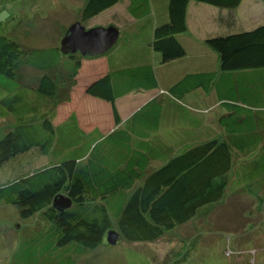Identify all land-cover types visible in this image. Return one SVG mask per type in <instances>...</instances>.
<instances>
[{
    "label": "trees",
    "instance_id": "trees-1",
    "mask_svg": "<svg viewBox=\"0 0 264 264\" xmlns=\"http://www.w3.org/2000/svg\"><path fill=\"white\" fill-rule=\"evenodd\" d=\"M192 1L231 10L243 0H167V18L155 26L146 43L159 54L162 64L187 55L181 36L187 31ZM120 2L128 4L126 12L136 20L151 15L154 5L158 11L153 13L159 16L163 6L153 0H84L79 21L84 25ZM123 34V41L131 40L125 41L127 45L144 42L138 33ZM206 44L218 52L221 74L264 70V24L209 36ZM83 60L79 53L64 56L58 46L24 48L0 36V74L15 79L21 66L33 68L40 73L37 92L43 96L53 97L60 89L70 91L77 84ZM132 61L125 67L111 62L105 74L85 87L87 96L112 105L115 127L107 133L83 131L72 113L60 124L49 115L16 123L0 138V168L33 148L53 156L49 165L0 184V204L16 206L24 219L41 214L45 220L42 228L22 242L20 248L29 256L16 264H76L78 256L106 242L114 219L120 230L118 242L120 237L132 243L156 241L166 231L191 221L202 207L221 201L226 189L233 192L264 176V145L258 141L264 130L256 128L246 87L236 85L232 94L233 88L224 91V82L215 81L218 102L228 110L217 121L221 137L201 142L182 130V141L190 144L169 147L168 132L161 131V126L171 125L166 112L176 108L166 98L150 99L122 123L116 106L119 98L158 89L151 60ZM216 73L187 74L166 94L180 101L196 89L208 92ZM237 154L244 160L237 161ZM58 195L71 199L68 209L55 208Z\"/></svg>",
    "mask_w": 264,
    "mask_h": 264
},
{
    "label": "rangeland",
    "instance_id": "rangeland-1",
    "mask_svg": "<svg viewBox=\"0 0 264 264\" xmlns=\"http://www.w3.org/2000/svg\"><path fill=\"white\" fill-rule=\"evenodd\" d=\"M248 3L247 0L240 10L236 9L237 11L233 10L234 14L230 13L227 20L229 22L233 19L230 26L218 23L217 27H213L215 35L252 30L264 24V2L259 0L257 2L261 3L259 5ZM84 4V0H0V36L15 40L24 48L60 47L69 26L80 20ZM127 5L122 2L115 9L100 14L84 26L88 27L93 23L96 26H99L97 23L110 26V23L115 21L121 27H127L133 36L138 33L141 40L149 42L153 37V27L159 18L153 12H157L158 8L153 4L155 8L151 15L136 20L128 16ZM188 11L190 12V9ZM211 14L213 13L206 10L203 20L206 19V15ZM125 35L123 34L119 42L104 55H112L114 49L118 47L128 57L147 62L151 60L153 63L148 55L149 48L146 46L136 52L131 49L133 43L127 45L123 42ZM191 46L192 44L189 45L190 52ZM210 49L215 54H207L210 64L205 68L217 70L216 83L223 81L225 84V78L219 71L220 63L217 60L219 54L211 47ZM89 59L92 58L83 60L86 64L84 69L87 71L78 72L77 84L72 86L70 91L67 88L60 89L53 97L43 96L37 92L40 73L31 67L21 66L15 79L0 74V138L16 123L38 121L49 115L53 116L56 124H60L72 113H76L80 129L85 132L100 129L101 132L107 133L112 130L115 127V120L111 103H108V106L96 105L89 101V96L85 93V87L91 83V73L94 72L93 68H90ZM169 63L171 62L162 64L160 71L178 66V63ZM182 68L177 67L176 70ZM195 68L192 66L190 70H196ZM176 81L177 77H174L172 82ZM129 83L127 82L125 86ZM160 83L161 88L167 84L164 79H160ZM67 94L69 99L64 98ZM217 95L218 89L215 95L208 98L209 104H205L204 107L215 105L218 102ZM163 96L174 107L177 104L182 108H188V110L183 108L185 117L188 115L187 111L197 108L194 102L199 100L195 99L193 94L184 97L180 103L175 102L167 94ZM123 101H120L117 109L125 116L128 109H124L126 103L122 105ZM204 101L207 102V99ZM216 107L213 111L217 114L219 108ZM219 107L222 110V107ZM213 111L209 112L206 119L207 125L215 128L216 115ZM168 113L174 116L173 109H168ZM217 135L222 136L221 133ZM166 141L169 147H173V142L167 138ZM52 161L51 153L45 154L33 148L0 168V184L12 181L23 174H30ZM241 161L239 159V162ZM43 225L45 220L41 214L24 219L16 206L0 204V264H16L17 261L27 259L29 254L22 251L20 246L23 245L24 239ZM113 229L120 232L116 219ZM76 264H264V177L233 192L226 189L221 201L202 207L191 221L166 231L156 241L132 243L120 237L116 245H111L106 240L97 249L78 256Z\"/></svg>",
    "mask_w": 264,
    "mask_h": 264
},
{
    "label": "crops",
    "instance_id": "crops-1",
    "mask_svg": "<svg viewBox=\"0 0 264 264\" xmlns=\"http://www.w3.org/2000/svg\"><path fill=\"white\" fill-rule=\"evenodd\" d=\"M166 1L167 0H153L154 3H161L160 6L161 9L159 10V18H158V22L154 25L153 29L155 28L156 25H158L161 21L165 20L167 18V14H166ZM249 1V5H254V4H261V3H257L259 2V0H248ZM247 2V0H243L242 3L235 9H223V8H218L215 6H211V5H207L204 3H199V2H194L192 1L189 6L187 11L190 9V12H187V31L181 36V40L182 42L185 44L186 49H187V55L183 58H180L176 61H173L169 64H175L178 63L177 67H184V69L182 68V70H179L176 68L177 67H172L173 69H166L165 71H160L162 63H161V59L158 53H156L151 46L147 45L145 42H137L136 45L132 44L131 45V49L135 50L136 52L138 50H142L144 48H146V46L149 48L148 51V55L151 57V59L153 60V66L155 69V73L156 76L158 78V89L153 90V91H144V92H136V93H128L126 95H124L123 97L119 98L116 101V106L120 103L121 100H124L122 102L126 103L124 109H128L125 116H123L122 112H121V117H122V123L126 122L127 119L137 110L139 109L142 105H144L145 103H147L150 99L154 98V97H160L162 96L164 99L165 97L163 96L164 94H166L167 89L173 85L174 83H176L177 81L181 80L185 75L190 74V73H199V72H208V71H212L209 68H205L208 67V65L210 64V62L208 61L207 58V54H215L213 51H211L210 47L206 44V39L209 36L215 35V30L213 29V27H217L216 25L219 23H226L228 26H230V24L232 23V21L227 22L228 18L230 17V13H233V10H240L242 8V6L244 5V3ZM122 3V2H120ZM119 3V4H120ZM263 4V3H262ZM118 5V4H117ZM115 5L112 8H116ZM111 8V9H112ZM107 10L105 12H110V10ZM208 10L209 12H212L213 14L211 15H206V19L204 18L203 20V16L205 15V11ZM236 10V11H237ZM191 11L193 13H191ZM112 14V13H111ZM234 14V13H233ZM113 15V14H112ZM128 19L126 20V22L128 23ZM196 19V20H195ZM223 21V22H222ZM99 26H104L106 27V25L103 24H98ZM110 25H115L117 28H119L120 30V37L119 40L122 36V34L126 31V33L130 32L128 30L127 27H121L118 23L116 24L115 21H113L112 23H110ZM89 28L91 27H96V25L90 24V26H88ZM121 27V28H120ZM217 31V29H216ZM118 40V42H119ZM130 42L131 40H129L128 38L124 39L123 42ZM191 52L189 50V45H191ZM196 51H199V53H197ZM213 57H215L216 55H212ZM132 60H134V58L128 57L127 55L124 54V52L120 51V49H118V47H116V49H114L113 54L112 55H103V57H96L95 59H89V62L91 64L90 68H93L94 72L91 73L92 77L91 80L95 79L96 77L105 74L109 69V65L112 63H114L115 66H117L116 63H119L120 65H122L123 67L128 66V64H131V62H133ZM137 60V59H136ZM217 60L219 63V56H217ZM127 64V65H126ZM86 64L82 63V67H81V72L82 71H87L86 69H84V66ZM194 66L196 67V70H190V68ZM158 68V69H157ZM177 71V72H176ZM217 71V70H214ZM218 72V71H217ZM236 72V73H235ZM233 73L230 74H222L223 77L225 78V84L223 87V90H227V88H233L232 94L235 93V89L234 87L237 85L239 86L241 89L246 87V96L249 98L251 105H253L252 107H250L252 109V112H254V114L256 115V128L258 129H262L264 130V88H262V83H264V70H260V71H249V72H238L235 71ZM169 77L166 79V77ZM161 77V78H160ZM174 77H177V81L176 82H172V80L174 79ZM160 79H164L165 82H167V84L161 88V83H160ZM215 81L216 78L210 88V90L208 92L206 91H202L201 89H196L194 91H192L191 93L187 94L186 96H190L193 94V97L195 99H199L198 101L195 100L194 103H196L197 108L192 109L191 111H187V116L185 117L183 112V108L185 110H188V108L185 107H180L179 105H175V110L174 111V116L168 115V117L171 119V125H164L161 126V131H165L166 133L168 132L167 135V140H171L173 142V145H189L190 143H184V141H182L184 139V137H182V130H185L187 132H189L190 134L193 133L194 138L197 140H201V142H204L205 140L211 139V138H215L217 136L218 131V127H217V121L219 119V117H221L222 115H227L228 114V110L226 108H222V110L220 109V103L216 102L215 105L213 106H209V107H204L205 104H209V97L211 95H215L216 94V90H215ZM246 84V86L244 85ZM228 85V87H227ZM264 86V85H263ZM240 90V89H239ZM156 92V94H155ZM200 92V93H199ZM240 92V91H239ZM197 94V95H194ZM240 94V93H239ZM185 96V97H186ZM127 102H125L126 100ZM207 99V102H205L204 100ZM89 101L96 104V105H107L108 106V102L103 101V100H99L93 97H89ZM175 102L180 103L181 100H176ZM262 103V104H261ZM218 106L219 108V112H217V114L215 113V110ZM165 107V104H164ZM174 107V106H173ZM213 111V113H215V123H216V127L214 128L213 126L210 127V124L207 125V120L206 116H208L209 112L211 113ZM120 113V112H119ZM167 114H169L168 112H166ZM176 114V115H175ZM248 115V112L245 114ZM243 113V116H245ZM212 117V116H211ZM175 120V123H174ZM123 125V124H121ZM259 141V145H264V135L263 137L258 139ZM257 154L255 153L254 156H256ZM251 157H253L252 155L249 156L247 159H250ZM240 160H244V158H242L241 156H239L237 154V161ZM264 177V176H261ZM260 177V178H261ZM259 179V178H258ZM258 179H256L255 181H257ZM254 182V181H253ZM252 183V182H250ZM248 183V184H250ZM247 184V185H248Z\"/></svg>",
    "mask_w": 264,
    "mask_h": 264
},
{
    "label": "water",
    "instance_id": "water-1",
    "mask_svg": "<svg viewBox=\"0 0 264 264\" xmlns=\"http://www.w3.org/2000/svg\"><path fill=\"white\" fill-rule=\"evenodd\" d=\"M120 30L116 26H96L86 28L80 21L73 23L66 31L60 44V51L64 56L79 53L83 58H95L110 51L118 42ZM60 211L68 209L72 201L64 195H58L53 202ZM119 240V233L111 229L107 233L108 243L115 245Z\"/></svg>",
    "mask_w": 264,
    "mask_h": 264
}]
</instances>
